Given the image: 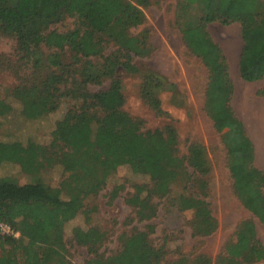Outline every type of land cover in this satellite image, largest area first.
Listing matches in <instances>:
<instances>
[{"label":"trees","instance_id":"obj_1","mask_svg":"<svg viewBox=\"0 0 264 264\" xmlns=\"http://www.w3.org/2000/svg\"><path fill=\"white\" fill-rule=\"evenodd\" d=\"M143 3L146 0H0V32L15 39L17 50L23 53L25 69L31 70L27 75L34 78L33 82H21L8 92L20 106V116L31 121L50 111L41 110L38 99L50 83L67 81L52 70L60 65V53L72 52L74 60L70 65L81 64L82 59L98 54L101 49V39L92 42L95 34H106L119 47L104 57L111 71L117 66L133 69V56L142 54L143 42L128 36L126 31L142 23L139 4ZM178 3L182 43L208 71L205 111L216 132L222 133L233 191L264 226V172L255 166L253 144L231 106L233 83L226 55L207 30L215 22L223 26L239 24L243 43L239 76L245 82L262 79L264 0H178ZM190 6L196 9L191 15ZM71 17L77 19L72 29L59 32L54 28ZM45 51L52 52L48 58L50 74L42 76L41 70L49 64L44 61ZM85 71L82 67L77 78L71 76V87L64 89L63 98L68 107L50 132L49 144L29 139L19 151H12L10 161L30 176V181L21 184L13 176L0 177V222L20 234L18 238L0 236V264L62 261L66 252L63 239L66 220L85 213L87 202L94 201L123 162L130 164L134 173L149 178L148 184L135 186L126 200L140 221L154 218L157 213L154 199L168 197L171 186L180 182L182 191L175 204L182 211L193 213L194 234L209 236L217 229L214 217L197 215L207 205L202 194L189 192L195 189L194 175H204L209 170L203 148L190 147L188 159L193 168L190 173L178 154L175 130L141 131L140 122L122 109V100L110 107L101 105L92 96L90 85L106 74L93 78L84 75ZM148 84L146 80L144 86ZM147 99L157 113H162L160 101L151 98L150 92ZM9 107L0 97V116ZM95 108H100L102 114L93 111ZM54 168L62 174L57 185L41 177ZM202 185L198 181L196 188L202 189ZM146 228L123 236L120 252L109 258L95 250L106 239L100 229L74 227L71 237L91 255L86 264H163L161 248L149 241L154 227ZM30 234L35 238L27 239ZM263 259L264 248L256 230L246 222L238 226L236 240L224 248L215 263L207 260L203 264H253ZM169 264H188V261L181 258Z\"/></svg>","mask_w":264,"mask_h":264},{"label":"rangeland","instance_id":"obj_2","mask_svg":"<svg viewBox=\"0 0 264 264\" xmlns=\"http://www.w3.org/2000/svg\"><path fill=\"white\" fill-rule=\"evenodd\" d=\"M179 8L178 0H146L145 4H139L142 23L129 28L126 34L142 40L143 52L140 56H133L131 65L134 68L131 70L117 66L111 71L105 64L104 57L119 50L118 45L106 34L94 35L92 42L101 39V49L98 54L82 59L81 64L70 65L74 60L72 52L67 50L60 53V65L52 70L67 81L61 80L59 84L52 82L48 85V90L38 99V105L41 110L50 111L40 119L31 121L20 116V106L8 96V92L21 82H33L34 78L28 76L31 70L25 69L21 60L23 53L17 50L15 39L0 32V97L10 104L9 109L0 116V177L13 176L21 184L30 181V176L25 175L19 166L10 161V155L12 151H19L29 139L49 144L50 132L57 127L68 107L63 98L64 89L71 87V76L77 78L82 67L83 71L87 70L83 74H89L93 78L98 74H106L100 81L90 85L92 96L101 105L110 107L122 100V109L140 122L141 131H165L167 128L175 130L178 154L184 159L187 170L193 173L188 159L192 145L203 148L209 168L204 175L193 174L196 191L192 189L189 192L194 194L198 191L207 202L205 207L198 210L197 215H209L217 220V229L211 235H195L193 213L176 207L175 202L182 191L180 182L171 186L168 197L154 199V204L157 205L154 218L140 221L135 209L126 200L133 194L135 186L148 184L149 178L134 173L132 166L123 162L109 177L94 201L87 202L85 213L66 220L64 257L62 261L48 264H86L91 257L87 248L73 242L71 230L74 227H96L103 231L106 239L95 250L98 255L106 258L118 255L123 236L147 230L149 225L154 227L149 241L154 247L161 248L163 264L173 263L181 258H186L188 264H203L207 260L215 263L224 248L236 240L238 226L246 222L254 226L257 238L264 248V226L243 206L233 191L222 133L216 132L205 111L208 71L200 59L191 54L182 43L178 26L181 18H177ZM194 12L195 7L190 6L189 15ZM76 23V17H71L54 28L64 32L72 29ZM207 30L213 41L221 46L228 67L230 64V78L236 87L232 108L244 122V126L246 124V131L254 146V164L264 172V77L246 83L239 76L238 54L242 47L239 24L223 26L215 22L209 24ZM51 53L45 51L44 61L49 63ZM87 62L91 64L88 65ZM49 65L50 63L41 70L42 76L50 74ZM146 80H149V84L144 86ZM157 81L159 84L156 86ZM148 92L151 93V98L160 101L162 113H157L150 106L149 99L146 100ZM93 111L102 114L100 108ZM41 177L49 184L57 185L62 174L60 169L54 168ZM198 181L204 184L202 189L196 188ZM19 236L18 232V236L12 238ZM26 238L34 239L35 236L30 234ZM253 264H264V259Z\"/></svg>","mask_w":264,"mask_h":264},{"label":"built area","instance_id":"obj_3","mask_svg":"<svg viewBox=\"0 0 264 264\" xmlns=\"http://www.w3.org/2000/svg\"><path fill=\"white\" fill-rule=\"evenodd\" d=\"M0 235H6L11 237H17L18 232L13 230L10 226L4 223H0Z\"/></svg>","mask_w":264,"mask_h":264},{"label":"crops","instance_id":"obj_4","mask_svg":"<svg viewBox=\"0 0 264 264\" xmlns=\"http://www.w3.org/2000/svg\"><path fill=\"white\" fill-rule=\"evenodd\" d=\"M240 38H241V36H240ZM241 41H242V39H241ZM242 45H243V43H242ZM242 48V47H241ZM241 52V51H240ZM240 52H239V54H238V56L240 57ZM239 57H238V63H239ZM229 67H230V64H229ZM238 71H239V68H238ZM229 76H230V72H229ZM231 79V78H230ZM261 80V79H260ZM258 81V80H257ZM245 82V81H244ZM246 83H251V82H246ZM236 94V87L234 86V84H233V95H232V100H231V106H232V101H233V98H234V95ZM237 116V115H236ZM243 123V125H244V122H242ZM244 128H245V131H246V124H245V126H244ZM246 133H247V131H246ZM247 135H248V133H247ZM249 137V136H248ZM250 138V137H249ZM251 140V139H250ZM251 142H252V140H251ZM252 144H253V142H252ZM254 147V146H253Z\"/></svg>","mask_w":264,"mask_h":264},{"label":"bare ground","instance_id":"obj_5","mask_svg":"<svg viewBox=\"0 0 264 264\" xmlns=\"http://www.w3.org/2000/svg\"><path fill=\"white\" fill-rule=\"evenodd\" d=\"M264 115V114H263ZM262 117V116H261ZM264 125V124H263ZM263 125H262V128H263Z\"/></svg>","mask_w":264,"mask_h":264}]
</instances>
